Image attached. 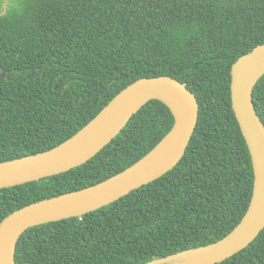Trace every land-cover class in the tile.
<instances>
[{
	"label": "trees",
	"instance_id": "1",
	"mask_svg": "<svg viewBox=\"0 0 264 264\" xmlns=\"http://www.w3.org/2000/svg\"><path fill=\"white\" fill-rule=\"evenodd\" d=\"M263 44L264 0H0V164L63 144L143 78L179 80L200 105L172 171L102 209L28 229L16 264H147L232 233L255 177L231 71ZM253 101L264 123V76ZM174 124L163 102H149L86 164L0 190V223L125 171ZM220 264H264V230Z\"/></svg>",
	"mask_w": 264,
	"mask_h": 264
},
{
	"label": "water",
	"instance_id": "2",
	"mask_svg": "<svg viewBox=\"0 0 264 264\" xmlns=\"http://www.w3.org/2000/svg\"><path fill=\"white\" fill-rule=\"evenodd\" d=\"M232 108L247 143L254 170L249 210L224 239L147 264H220L249 247L264 230V123L253 101L264 76V44L233 65ZM163 102L173 113L172 131L144 158L94 186L36 202L0 223V264H16L18 241L30 228L82 217L120 200L172 171L186 155L197 127L199 100L172 77L143 78L118 94L91 122L58 147L0 164V190L69 172L105 149L144 106Z\"/></svg>",
	"mask_w": 264,
	"mask_h": 264
},
{
	"label": "clouds",
	"instance_id": "3",
	"mask_svg": "<svg viewBox=\"0 0 264 264\" xmlns=\"http://www.w3.org/2000/svg\"><path fill=\"white\" fill-rule=\"evenodd\" d=\"M22 237V236H21Z\"/></svg>",
	"mask_w": 264,
	"mask_h": 264
}]
</instances>
